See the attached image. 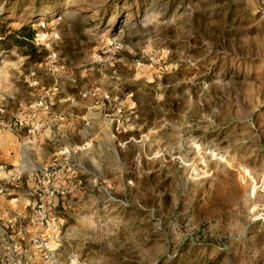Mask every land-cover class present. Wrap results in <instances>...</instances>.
<instances>
[{
    "label": "rangeland",
    "instance_id": "374dc122",
    "mask_svg": "<svg viewBox=\"0 0 264 264\" xmlns=\"http://www.w3.org/2000/svg\"><path fill=\"white\" fill-rule=\"evenodd\" d=\"M25 22L0 264H264V0H0Z\"/></svg>",
    "mask_w": 264,
    "mask_h": 264
},
{
    "label": "trees",
    "instance_id": "16d2710c",
    "mask_svg": "<svg viewBox=\"0 0 264 264\" xmlns=\"http://www.w3.org/2000/svg\"><path fill=\"white\" fill-rule=\"evenodd\" d=\"M36 32L37 29L31 22H25L15 28L3 26L0 28V44L6 49L15 47L28 58L34 59L46 53L45 50L38 51L39 48L33 42Z\"/></svg>",
    "mask_w": 264,
    "mask_h": 264
},
{
    "label": "crops",
    "instance_id": "0c3cea01",
    "mask_svg": "<svg viewBox=\"0 0 264 264\" xmlns=\"http://www.w3.org/2000/svg\"><path fill=\"white\" fill-rule=\"evenodd\" d=\"M19 139L21 140V143L24 142L22 136H20V133H0V154H3V150L10 146L8 144L9 142H14L17 144Z\"/></svg>",
    "mask_w": 264,
    "mask_h": 264
},
{
    "label": "built area",
    "instance_id": "2783aa9c",
    "mask_svg": "<svg viewBox=\"0 0 264 264\" xmlns=\"http://www.w3.org/2000/svg\"><path fill=\"white\" fill-rule=\"evenodd\" d=\"M43 104H42V102L41 101H39V103H37V106H42ZM18 125H22V122L21 121H18V123H17Z\"/></svg>",
    "mask_w": 264,
    "mask_h": 264
}]
</instances>
